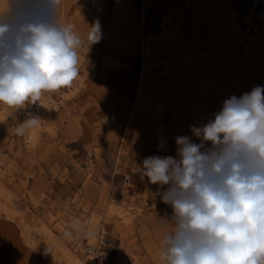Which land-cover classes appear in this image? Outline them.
<instances>
[{"label":"rangeland","instance_id":"1","mask_svg":"<svg viewBox=\"0 0 264 264\" xmlns=\"http://www.w3.org/2000/svg\"><path fill=\"white\" fill-rule=\"evenodd\" d=\"M253 4L251 0H195L193 4H187L186 0H157L147 2L144 14L141 0H60L56 18L74 25V31L83 40L79 49L84 50L85 61L95 58L94 70L90 81L84 73L89 64L79 68L89 84L78 88L75 94H68L64 101L59 94H54L60 101L53 112L55 131L52 133L43 127L36 147L26 142L27 131L19 136L15 128L28 115H37V105H28L17 112L5 108L6 118H0V157L8 159L15 151L21 156L19 163L8 172L9 192L13 202L28 203L34 208L25 211L28 220L33 221V210H37L42 217L52 212L50 220L56 223V216L62 212L60 204L73 200V193L83 185L89 169L91 176L83 193L85 196L98 191L103 178L110 176L119 150V136L133 108L137 83L147 63L140 42L145 24L156 32L152 51L156 70L152 83L167 91L174 98V104L179 98L186 102L187 114L182 117L167 111L159 128L158 124L135 112L131 129L135 134L129 137L132 151L126 155L132 166L123 163L121 171L134 169L135 155L143 159L160 156L164 142L169 143L164 153L176 157V137L187 135L193 142H200L192 135L191 126L200 127L214 118L215 113L209 108L214 101L223 103L232 95L242 96L255 86H264V19L258 18L255 9L252 10V15L259 20L262 39L249 51L236 34L244 32L247 38L256 34V29L246 19ZM233 9L236 12L233 13ZM233 14L241 26L238 32L233 28ZM97 22L101 38L88 46V33ZM162 22L172 25L168 39L160 35ZM104 54L112 55L116 64L104 65ZM230 57L231 61H241V70L230 72L231 78L224 72ZM135 135L140 136L142 143L134 142ZM206 147H211L210 143H206ZM0 199L5 196L0 195ZM76 203L72 208L82 209L81 203ZM140 203L142 206L136 208L130 221L107 218L104 224L103 221L98 223L100 232L94 244L101 250L98 264H164L160 254L164 236L174 228L172 208L161 199ZM98 206V199L89 204L92 210H97ZM18 215L14 218L4 212L0 215V264H57L49 243L25 241ZM78 235L88 252L86 245L90 241L86 230H80Z\"/></svg>","mask_w":264,"mask_h":264},{"label":"clouds","instance_id":"2","mask_svg":"<svg viewBox=\"0 0 264 264\" xmlns=\"http://www.w3.org/2000/svg\"><path fill=\"white\" fill-rule=\"evenodd\" d=\"M60 0H4L0 5V106L15 112L79 76L83 40L57 21ZM100 25L88 46L100 40ZM30 114L15 128L40 126ZM176 137V157L143 159L149 183L169 185L173 230L162 240L164 264H264V86L223 102L206 124ZM210 143L211 147H206Z\"/></svg>","mask_w":264,"mask_h":264},{"label":"bare ground","instance_id":"3","mask_svg":"<svg viewBox=\"0 0 264 264\" xmlns=\"http://www.w3.org/2000/svg\"><path fill=\"white\" fill-rule=\"evenodd\" d=\"M144 1L145 4L144 6H142V10L144 11L145 14L147 12L146 11L147 2L149 1L156 2L157 0H144ZM171 1L174 2V0ZM259 1L264 4V0H254V4L250 7L251 12H249V14L246 16L248 22L252 23V25L256 29L255 35L254 34L250 35L247 38L244 32H238L241 30V26L236 19V14H233V18H232L234 31L238 32L236 33L238 35L237 36L238 40L241 41L243 45H245V48L248 51L252 48L253 44L260 42V40L262 39L261 28L258 26L259 20L257 17H254L252 15V10L257 9V2ZM3 2L4 0H0V5H2ZM194 2L195 0H186L187 4H193ZM234 12H236V10L233 9V13ZM57 21L59 23L64 24L62 19ZM169 24L171 25V23ZM170 25H167L164 22H162V25L160 27V35L164 39H168V37L170 36V33L168 32ZM142 30H143V35L141 37L140 42L143 46L147 63H145L146 66L142 72L141 78L137 83V92L135 93V97L133 99V108L128 114L127 120L123 128V132L119 136L118 144L121 146V151L119 152V154L116 155L114 162L117 170L122 168L123 163L127 164L130 167L132 166L130 162L128 163L129 158H127L126 155L130 154L132 151L129 144V137L131 133L134 132V130L131 129H132V119L135 112L146 116L148 119H150L151 122H155L156 124H158L159 128L161 127L160 124L165 120L164 117L167 111H170L172 115H180L182 117H184L185 114H187V107L185 105L186 102L184 104V101L182 102V99L179 98L178 100L175 101L176 104H174L173 102L174 98H172V96L168 94L167 91L161 90L157 85V83H152L153 71L156 70V65H155L156 60L152 56L153 41L156 32L152 29L151 26L147 27L146 24L144 25ZM235 50L238 55L241 54L238 48H236ZM224 52L226 54H229L227 53L228 49H225ZM78 53L80 58L79 68L82 65L89 64L88 70L84 71V73L88 74V80L90 79V81H92L91 74L93 73L94 70L93 65L95 58L85 61L84 50L78 49ZM227 59L229 61L228 66L230 67L226 66L224 72L227 74L229 78H231L232 74H230V72L233 71L238 73L241 70V61L240 60L231 61V57ZM115 60L116 59L112 55L104 54L102 56V61L104 62V65H107L109 67L116 64ZM85 74L79 72V76L77 80L70 88H68V90L70 91H66L64 88L58 92L46 93L39 102V104H37L38 106L37 115L41 117V123L38 128L34 130H27L26 142L29 144L30 147L34 148L40 142L39 139L42 134L43 127L50 129L52 133L55 131L53 129L54 126L52 123L53 112L55 111L56 107L60 104V101L55 99L54 94L55 93L59 94L61 101H64L65 97L68 94H75L78 88H80L84 84H89V81H87L86 78H84ZM236 90L239 91V89ZM235 96L239 98L241 95L237 93L235 94ZM222 106L223 103H218L214 101L213 104L209 106V108L212 113H217L222 109ZM5 108L6 107L0 106L1 119L6 118ZM135 137L136 138L133 139L135 143L137 144L142 143V139L140 138V136L135 135ZM167 144L169 143H165V142L163 143L164 146L163 150L165 152H166L165 147L167 146ZM163 155L164 157H167V154L163 153ZM163 155L161 156L163 157ZM19 159H21V156L18 155L16 151L8 159H3L0 157V195L5 196V199H0V215L3 214L4 212V214L7 215L8 217L14 218L16 215H18V213H20L18 216L19 218H21L20 225L22 232L21 235H23L22 237L29 244H33L38 240H42L44 242L49 243L53 250L52 255L54 257V261H56L57 264L58 263L98 264L99 263L98 252H100L101 250L96 249V247L94 246V244L96 243V238L98 237L97 234L100 232L98 230V223L103 221L102 223L104 224L107 218H115V219L122 218L123 220L130 221L132 218H134L133 215L135 211L137 209H140V206H142L140 202H144L148 199H153V201L155 199L160 200V196L162 195V193L165 190H167V188L169 187V185L161 186L158 184L149 183L147 177L142 175V171L140 169L143 167V161H142L143 159L140 155L139 156L135 155L134 159H137L138 161H136V163L134 164L133 167L134 169L128 168V170H124V171L134 170L133 171L134 176L138 181L136 185L135 183H133V185L131 186L132 190L131 189L129 190V188L127 187L128 185H126L124 189L122 188L120 189L117 184L114 185L115 187L113 189L111 176H109L107 179L103 178L104 182H102V184L98 186L99 189L98 191H95L93 194L85 196L86 194L83 195V193H86L85 191L87 189L86 188L87 182L89 180V177L91 176V169H89L87 172V178H85L83 185L80 186L79 189H76L75 192L73 193L72 195L73 200L69 201L68 203L63 201L62 204H60L62 206V212H60L59 215L56 216V223H54L55 221L52 222L50 220L53 217L52 216L53 213L51 211L48 217H42L37 213L38 212L37 210L36 211L33 210L32 213L33 221L30 222L28 220L25 211H27L28 208L31 209L34 208H32L28 203L22 205L17 202H13L11 193L9 192V184L7 178L8 172L9 170H12V168L17 163H19ZM82 199L85 200V202ZM95 199L99 200V206L97 210H92L89 208V204L94 202ZM139 199L140 201L138 202ZM75 201L81 203L82 209L72 208V204ZM33 206L35 205L33 204ZM82 229H85L86 233L88 234L90 243L87 244L86 246L87 248H91V251L86 252L84 250V243H83L84 241L81 235H78V233H80V230ZM103 229H104V225H103ZM103 229L101 231L102 233L104 232ZM74 239L76 243L73 242ZM98 246L100 245L98 244Z\"/></svg>","mask_w":264,"mask_h":264},{"label":"built area","instance_id":"4","mask_svg":"<svg viewBox=\"0 0 264 264\" xmlns=\"http://www.w3.org/2000/svg\"><path fill=\"white\" fill-rule=\"evenodd\" d=\"M254 2V0H251ZM152 2V1H150ZM145 1L141 0V6H144ZM150 4V3H148ZM255 15L259 18L261 17L262 19H264V4L262 2H257V9L255 10ZM143 60V59H142ZM169 127L171 128V124L169 125ZM165 151L162 150V155ZM164 157V155H163ZM143 161V160H142ZM116 166V165H115ZM142 169V168H140ZM99 180H101V178L99 177ZM111 181H112V185H113V189H114V185L117 184L119 186V188L124 189V187L126 185H128L127 187L129 188V190H132V185L133 183H135V176L133 171H121V169H118L116 167H114L113 172L111 174ZM76 201L72 204L75 205ZM94 248V247H93ZM89 251H91V248H88Z\"/></svg>","mask_w":264,"mask_h":264},{"label":"crops","instance_id":"5","mask_svg":"<svg viewBox=\"0 0 264 264\" xmlns=\"http://www.w3.org/2000/svg\"><path fill=\"white\" fill-rule=\"evenodd\" d=\"M121 151V146L119 145V150H118V153L117 154H119V152ZM161 155H162V153H161ZM160 155V156H161ZM162 157V156H161ZM143 159V158H142ZM135 160V162L136 161H138L137 159H134ZM115 162V161H114ZM114 167H115V163L113 164V168H112V171H111V174H112V172H113V169H114ZM124 170H128V168H125ZM111 174H110V176H111ZM135 180H137L136 178H135ZM138 181V180H137Z\"/></svg>","mask_w":264,"mask_h":264}]
</instances>
